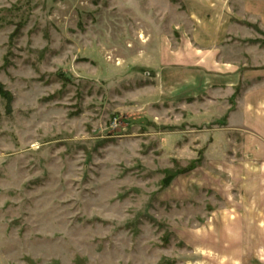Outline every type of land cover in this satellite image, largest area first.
I'll return each instance as SVG.
<instances>
[{
	"label": "rangeland",
	"instance_id": "374dc122",
	"mask_svg": "<svg viewBox=\"0 0 264 264\" xmlns=\"http://www.w3.org/2000/svg\"><path fill=\"white\" fill-rule=\"evenodd\" d=\"M245 1L0 0V264H264V149L208 80L243 50L180 34Z\"/></svg>",
	"mask_w": 264,
	"mask_h": 264
},
{
	"label": "crops",
	"instance_id": "0c3cea01",
	"mask_svg": "<svg viewBox=\"0 0 264 264\" xmlns=\"http://www.w3.org/2000/svg\"><path fill=\"white\" fill-rule=\"evenodd\" d=\"M242 10V16L237 19H233L230 15L220 16L216 14L218 16H215L213 12L214 21L218 22L222 28H217L216 33L199 30L200 25L195 23L193 14H189L188 23L194 32L180 34L182 37L189 38V44H186V46L191 47L188 49L190 53L201 49V51L210 53L213 58V54L217 53L223 45V41L215 40L216 38H229L231 41L229 46L234 45V42H236L235 45L243 50L235 64L227 63L224 67L209 64V68L216 71L220 70L222 77L217 79V77L211 76V79L208 78V80L212 88L221 86L230 90L231 98L233 96L235 98V106L227 112V124L232 126L237 119L240 127L252 125L254 134H257V140L254 141L257 145L256 148L261 150L264 149V42L261 41L264 38L262 35L264 33V0H246L243 2ZM224 17L225 19H223ZM206 20L208 19L206 18ZM240 22L244 24H241V26ZM245 22L257 25L261 33H257L256 30L254 33H248ZM157 35L159 36V33ZM203 36L210 39L209 43H202L192 52L193 46H196L193 39ZM223 47L227 48V45H223ZM182 49L181 43L179 45L175 43V50L173 51L175 60L180 58L181 55L179 54L182 53ZM162 53H164L163 49L159 47L156 54L160 55ZM194 63L197 66V62L193 61L192 64ZM198 64H201V62H198Z\"/></svg>",
	"mask_w": 264,
	"mask_h": 264
},
{
	"label": "trees",
	"instance_id": "16d2710c",
	"mask_svg": "<svg viewBox=\"0 0 264 264\" xmlns=\"http://www.w3.org/2000/svg\"><path fill=\"white\" fill-rule=\"evenodd\" d=\"M0 96H3V93H2V91H0Z\"/></svg>",
	"mask_w": 264,
	"mask_h": 264
}]
</instances>
